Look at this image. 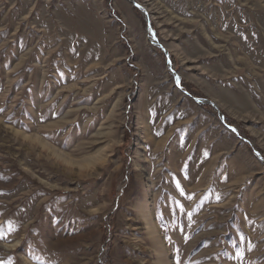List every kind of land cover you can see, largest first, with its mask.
Returning a JSON list of instances; mask_svg holds the SVG:
<instances>
[{"label":"rangeland","instance_id":"374dc122","mask_svg":"<svg viewBox=\"0 0 264 264\" xmlns=\"http://www.w3.org/2000/svg\"><path fill=\"white\" fill-rule=\"evenodd\" d=\"M0 261L264 264V0H0Z\"/></svg>","mask_w":264,"mask_h":264},{"label":"snow or ice","instance_id":"6c2138e0","mask_svg":"<svg viewBox=\"0 0 264 264\" xmlns=\"http://www.w3.org/2000/svg\"><path fill=\"white\" fill-rule=\"evenodd\" d=\"M177 188L180 189L181 195H183L184 194L183 188L181 187L179 181H177ZM177 206H178V208L180 210H183V205L179 204V202H177ZM8 231L11 232V231H13V229L12 228H9ZM0 264H4V262L3 261H0ZM178 264H179V262H178Z\"/></svg>","mask_w":264,"mask_h":264},{"label":"water","instance_id":"95a60500","mask_svg":"<svg viewBox=\"0 0 264 264\" xmlns=\"http://www.w3.org/2000/svg\"><path fill=\"white\" fill-rule=\"evenodd\" d=\"M168 64H169V67L171 69V71L174 73V77L176 78L178 84H180V78L178 77V75L176 74V72L174 71L173 67H172V64H171V60L170 58L168 57ZM233 128V127H231Z\"/></svg>","mask_w":264,"mask_h":264},{"label":"bare ground","instance_id":"6f19581e","mask_svg":"<svg viewBox=\"0 0 264 264\" xmlns=\"http://www.w3.org/2000/svg\"><path fill=\"white\" fill-rule=\"evenodd\" d=\"M44 145H46V144H44ZM47 145H48V144H47ZM50 148H51V151L53 152V155H54V154H55V152H57V151H56V149H55V148H53V147H50ZM56 154H58V153H56ZM58 155H59V154H58ZM58 155H57V156H58ZM13 246H14V245H13Z\"/></svg>","mask_w":264,"mask_h":264},{"label":"trees","instance_id":"16d2710c","mask_svg":"<svg viewBox=\"0 0 264 264\" xmlns=\"http://www.w3.org/2000/svg\"><path fill=\"white\" fill-rule=\"evenodd\" d=\"M187 90H188V89H187ZM188 92H190V91L188 90ZM225 121H226V123H228V125H229V124H230V125H231V124H233V123H232V122H230V121H229L227 118H226V120H225ZM101 262H102V264H103V261H101Z\"/></svg>","mask_w":264,"mask_h":264}]
</instances>
